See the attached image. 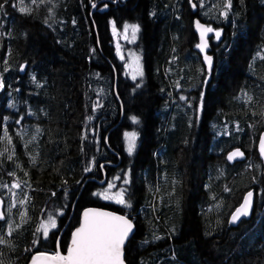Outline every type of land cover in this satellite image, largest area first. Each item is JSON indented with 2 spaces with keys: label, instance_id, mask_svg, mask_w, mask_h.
<instances>
[{
  "label": "trees",
  "instance_id": "16d2710c",
  "mask_svg": "<svg viewBox=\"0 0 264 264\" xmlns=\"http://www.w3.org/2000/svg\"><path fill=\"white\" fill-rule=\"evenodd\" d=\"M0 5V264L54 253L72 214L65 253L87 207L134 217L127 264H264V0ZM196 18L213 30L206 53ZM111 21L139 24L138 82L123 75ZM128 129L138 132L132 156ZM234 148L245 161H226ZM127 166V205L103 201L94 179ZM248 191L253 213L231 226ZM49 217L58 229L37 237Z\"/></svg>",
  "mask_w": 264,
  "mask_h": 264
},
{
  "label": "snow or ice",
  "instance_id": "6c2138e0",
  "mask_svg": "<svg viewBox=\"0 0 264 264\" xmlns=\"http://www.w3.org/2000/svg\"><path fill=\"white\" fill-rule=\"evenodd\" d=\"M227 6H231L230 2ZM2 7L3 5H0V8ZM128 27L127 25L125 26L126 29ZM130 27L134 39L138 31V26L131 25ZM197 27L202 29V41L205 32L213 31L211 28H204L199 22H197ZM215 35L219 38L220 32L217 31ZM206 46L203 42L197 45L201 49ZM205 60L207 61L209 71H211L212 57L206 56ZM139 74L142 75V71ZM132 120L136 122L137 118L132 117ZM125 136L128 138V152L131 153L135 147L136 134L134 132L125 133ZM261 151L264 152V140L261 141ZM237 155L242 154L237 151L236 153H232L229 159ZM117 195L120 197L118 202L124 203L122 195L119 193ZM251 197L252 193L249 192L244 204L236 210L238 215L233 216L234 221L239 218V215H248ZM49 223L52 227H55V220L52 217H49ZM132 227L131 221L123 216H115L111 213L96 212L93 210L86 211L84 213L83 224L73 233L72 247L69 249L68 255L61 256L57 253L50 259H59L64 264H124L122 249L125 240L132 231ZM44 235H47V227H45Z\"/></svg>",
  "mask_w": 264,
  "mask_h": 264
},
{
  "label": "rangeland",
  "instance_id": "374dc122",
  "mask_svg": "<svg viewBox=\"0 0 264 264\" xmlns=\"http://www.w3.org/2000/svg\"><path fill=\"white\" fill-rule=\"evenodd\" d=\"M113 30L112 33L114 37V52L118 57V61L123 63V75L129 78L133 82H138L143 78V74L139 73L142 71L144 73L143 60L141 53L136 49V45L139 39L140 28L139 24L131 21H122L120 23L110 22ZM129 26L127 29L125 26ZM131 25L138 26V31L136 32L135 38L132 37ZM133 121V120H132ZM135 133V147L131 153L128 152V138L125 136V133ZM123 137V149L124 152L130 156L133 155L138 141V132L135 130H124L122 133ZM127 181V183H125ZM132 182L131 179V171H124L121 168L120 172L114 177V183H108L105 187L102 188L99 192V196L103 201L111 202L117 206L127 205V201L125 199V191L127 190V185H130ZM173 191V190H172ZM121 194L124 200V203H119L118 200L120 197L117 194ZM55 220V227H52L49 223V218L44 219L39 226V230L37 231V237L46 239L49 234L53 230L58 229V219L53 218ZM45 227H47V235H44Z\"/></svg>",
  "mask_w": 264,
  "mask_h": 264
},
{
  "label": "water",
  "instance_id": "95a60500",
  "mask_svg": "<svg viewBox=\"0 0 264 264\" xmlns=\"http://www.w3.org/2000/svg\"><path fill=\"white\" fill-rule=\"evenodd\" d=\"M108 8V5L107 6H103L101 9H107ZM197 22H199V24L201 26H203L204 28H207L205 27V25L200 22L197 18L194 20V30L198 36V40H199V45L203 42L205 43L207 46L204 47L203 50L205 53L209 50V36L213 33V31L211 32H205L204 35H203V41H202V38H201V31L202 29L201 28H198L197 27ZM206 56H209L206 54ZM205 63H206V66H207V69H208V64H207V61L205 60ZM209 70V69H208ZM264 140V130L261 132V134L259 135V138H258V141H257V144H256V149L260 155V158L263 162V166H264V152L261 151V141ZM239 152L241 153L242 155H237V156H234L232 159H229V156L232 154V153H236V152ZM246 153L241 149V148H234V149H231L229 152H227L226 154V161L230 164H233V163H238V162H243L246 160ZM109 165V164H108ZM106 181V179L104 178L102 181H101V184H104ZM251 192L252 193V197L250 198V206H249V209H248V215H239V218L236 219L235 221L233 220V216L234 215H238L237 214V209L240 208L244 202H245V198L247 197L248 193ZM247 193H245L242 197V200L240 202V204L232 211V213L230 214L229 216V223L231 226H234L236 224H238L241 219L243 218H249L252 213H253V210H254V193L252 191H249ZM89 210H93V211H96V212H107V213H111L115 216H123L122 214L120 213H117V212H114V211H111V210H108V209H104V208H100V207H87V208H84L82 211H81V214H80V220H79V224L77 227H75L72 231H71V234H70V240H69V243H68V246H67V250L65 253H62L59 249V245L57 243V247H56V252L53 254V253H50V252H36L34 253L30 258H29V261L27 264H64L63 261H60L59 259H50L51 257H54L57 253H59L61 256H67L68 255V251L69 249L72 247V240H73V233L76 232V230L78 228L81 227V225L83 224L84 222V213L86 211H89ZM72 216V214H71ZM71 216L70 218L68 219V221L66 222V224L63 226V228L61 229L59 235H58V241L59 239L61 238V236L63 235L64 231L66 230V228L68 227V224H69V221L71 219ZM124 217V216H123ZM126 218V217H125ZM3 219V203L0 199V220ZM127 219V218H126ZM129 220V219H128ZM130 221V220H129ZM133 227H132V231L129 233L127 239L125 240L124 242V245H123V256H122V259L124 261V264H127L126 261H125V247L126 245L128 244L129 240L133 237L134 233H135V225L133 222H131Z\"/></svg>",
  "mask_w": 264,
  "mask_h": 264
},
{
  "label": "flooded vegetation",
  "instance_id": "af4514ba",
  "mask_svg": "<svg viewBox=\"0 0 264 264\" xmlns=\"http://www.w3.org/2000/svg\"><path fill=\"white\" fill-rule=\"evenodd\" d=\"M118 1H120V2H124V1H126V0H103V3H105V4H108V5H110V4H114V3H117ZM102 3V2H101ZM109 8H107V9H105V10H108ZM113 164H114V162H113ZM108 166H112L113 168H116V167H119V166H121L120 164H116L115 163V166H113L112 164L111 165H108ZM123 169H124V171H129L130 170V168H129V166H127V167H123ZM131 171V170H130ZM102 172V174H103V179L105 178L106 179V174H105V172L104 171H101ZM117 174H115L111 179L109 178L108 179V181H107V179H106V181H105V183L104 184H101V181L102 180H100V181H98L97 179H94L95 181H96V183L100 186V190H102V188L103 187H105L106 185H108V183H114V177L116 176ZM131 185H132V182H131V184L130 185H127V190L125 191V199L127 198V196H128V194H129V192H130V187H131ZM135 189H137V188H135ZM63 228V227H62ZM61 228V229H62ZM61 231V230H60ZM60 231H59V233H60ZM71 234V233H70ZM59 235V234H58ZM57 243H58V240H57ZM56 247H57V245H56Z\"/></svg>",
  "mask_w": 264,
  "mask_h": 264
},
{
  "label": "bare ground",
  "instance_id": "6f19581e",
  "mask_svg": "<svg viewBox=\"0 0 264 264\" xmlns=\"http://www.w3.org/2000/svg\"><path fill=\"white\" fill-rule=\"evenodd\" d=\"M249 192V191H248ZM247 193V192H246Z\"/></svg>",
  "mask_w": 264,
  "mask_h": 264
}]
</instances>
